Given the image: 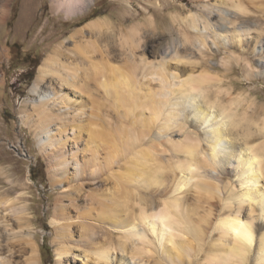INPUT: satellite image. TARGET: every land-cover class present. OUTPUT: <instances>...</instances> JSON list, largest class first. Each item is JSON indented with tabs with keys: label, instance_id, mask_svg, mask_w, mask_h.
I'll use <instances>...</instances> for the list:
<instances>
[{
	"label": "bare ground",
	"instance_id": "obj_1",
	"mask_svg": "<svg viewBox=\"0 0 264 264\" xmlns=\"http://www.w3.org/2000/svg\"><path fill=\"white\" fill-rule=\"evenodd\" d=\"M11 1H2L0 22L6 19ZM195 1L201 3L196 11L173 16L177 27L173 25L169 32L178 31L182 40L168 47L158 63L139 54L142 25L136 23L123 28L120 38L125 69L112 64L106 48L98 44L107 37L111 23L98 18L72 35L71 51L77 61L63 58L64 45L59 43L39 68L31 88L32 113L27 116L38 120L36 136L50 179L62 189L51 220L56 264H129L127 256L142 264H264V224L259 223L264 220V172L244 151L245 143L264 141V131L254 123L230 128L220 119L230 109L234 123H240L245 113L258 122L264 107L257 110L255 99L249 100L248 95L234 96L207 65L213 50L208 31L216 32L214 16L224 31L212 44L221 52L231 54L234 45L240 54L248 53L238 59L243 60L246 75L255 78L252 57L258 42L254 47L245 42L249 33L238 31L239 18L232 15H250L252 0ZM51 2L57 13L70 17L85 13L96 0ZM229 28L234 31L225 32ZM232 60V56L223 59L227 70H235ZM91 81L111 99L121 128L106 130L99 123L103 116L97 104L91 117L99 122L85 130L87 139L82 140L80 118L89 109ZM188 108L198 127L189 122V114L182 119ZM174 133L183 134L185 140L175 142ZM157 146L167 154H158ZM220 156L225 163H237L234 176L239 189L225 183L231 170L224 176L219 172ZM99 182L104 185L102 192H85L86 203L81 206L86 184ZM66 197L71 205L65 204ZM192 197L196 205L189 202ZM25 202L24 197L0 196V231L5 229V236L9 235L8 255L0 249V264H15L19 256L25 258L24 264H41ZM207 202L210 209L205 215L200 205ZM158 215L163 218L156 219ZM210 216L214 221L212 231H207L204 224ZM255 221L260 225L255 226ZM214 232L218 236L207 246Z\"/></svg>",
	"mask_w": 264,
	"mask_h": 264
},
{
	"label": "rangeland",
	"instance_id": "obj_2",
	"mask_svg": "<svg viewBox=\"0 0 264 264\" xmlns=\"http://www.w3.org/2000/svg\"><path fill=\"white\" fill-rule=\"evenodd\" d=\"M2 1L0 0V15L2 14ZM210 2L214 3V0ZM200 4L195 0H96L95 4L85 13L69 17L62 12L57 13L51 0H12L9 3V13L6 19L0 22V196L12 200L18 197L25 198L33 225L32 234L41 251V264H56L55 232L51 220L54 217L56 201L62 189L54 185L50 179L48 161L40 149L39 139L36 136L35 125L38 120L36 117L27 116L32 113L31 102L35 96L32 95L31 88L38 77L39 68L59 43L64 45L62 57L66 60L77 61L79 58L71 51L75 46L72 35L78 28L98 18L107 19L111 23V29L105 35L107 37L99 39L98 44L106 48V56L112 64L125 69L124 51L120 38L123 28H129L136 23L142 25L140 33L142 43L139 54H143L150 63H158L162 61L163 54L168 47L182 40L178 31L169 32L174 25L173 16L178 12L185 14L191 10L196 11ZM249 9L252 13L246 17H238L234 12L232 15L239 18H236L238 31L244 32V35L249 33L250 37L246 36L245 42H249L250 46L258 42L255 56L252 57L255 78H249L246 75L244 65H242L243 60L238 59L240 55L248 57V53L240 54L238 47L234 45H231L233 50L231 54L221 52L212 44L214 37L224 31L220 28L221 24L217 22L218 18L214 16L216 32L208 31V40L213 50L208 53L207 65L211 67L213 73L218 74L219 79L224 80L222 85L225 88H232L234 96L244 94L249 96V100L255 99L256 109L260 111L264 107V0H252ZM150 22L154 23L155 28L150 26ZM228 31L232 32L234 29L229 28L225 32ZM86 39H90V36ZM70 52L71 58L67 59L70 57L68 56ZM227 56H232L231 63L235 70H227V67H224L223 59ZM92 57L95 60L100 59L99 54H92ZM198 60L201 61V58ZM89 84L93 87L92 96L88 101L89 109L80 118L81 129L84 130L81 134L82 140L87 139L85 130H88L91 124L99 122L91 117V113L97 110V104L100 105V113L103 116V120L99 123L103 122L104 128L110 131L116 132V129L121 128L118 125L120 117L111 99L104 91L97 88L94 82L91 81ZM46 86L48 83L45 84L44 89ZM191 110L192 108H188L182 119L189 114V122L198 127ZM194 125L193 128H195ZM200 131L202 136L203 131ZM173 139L175 142L185 140L183 134L178 135V133H174ZM157 147L158 154H164V156L167 154L163 146ZM203 147L208 148L206 142L203 143ZM82 156L83 153H79V157ZM219 159L221 163L218 162L220 166L218 169L223 176L228 168L231 170L229 174H226L225 183L232 182L238 186L234 176V166L237 163L235 165L225 163L223 162L225 158L221 156ZM103 188L104 185L101 182L87 183L86 189L82 192L84 196L79 204L85 206V195H87L85 192L91 189L102 192ZM189 202L196 205L194 197ZM71 203V198L66 197L65 204L71 205ZM209 209L208 202L202 204V207L200 205L202 214L207 215L204 212ZM213 221L214 216H210L211 224L209 222L204 224L207 231L212 227ZM0 223H3L1 218ZM257 223L255 221V226ZM259 223L264 224V220H260ZM2 230L0 231V249H5L7 253L8 240L6 239L9 235L7 234L6 237V230ZM217 236V232H214L210 238H207V246L211 244L210 240ZM117 257L118 255L114 254V258ZM24 259L20 256L16 257L15 264H24ZM126 260L129 264H142L138 259L134 260L129 256Z\"/></svg>",
	"mask_w": 264,
	"mask_h": 264
},
{
	"label": "clouds",
	"instance_id": "obj_3",
	"mask_svg": "<svg viewBox=\"0 0 264 264\" xmlns=\"http://www.w3.org/2000/svg\"><path fill=\"white\" fill-rule=\"evenodd\" d=\"M210 106L213 107L214 110H216L214 105ZM220 119L224 122L225 126L230 128H238L241 124L244 123H254L256 127L260 128L261 131H264V116H262L257 122L250 120L247 113H245L244 116L240 118V123H234V121L236 120L235 114L231 113V110L229 109L223 112V114L220 116ZM257 149H260L259 154L257 153ZM244 151L249 153L254 158V162L258 164L260 166L261 171L264 172V141H262L258 145L245 143ZM192 170L195 171V169ZM155 218L162 219L163 217L158 215Z\"/></svg>",
	"mask_w": 264,
	"mask_h": 264
}]
</instances>
